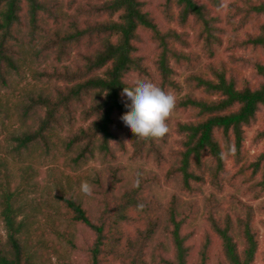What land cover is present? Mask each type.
I'll list each match as a JSON object with an SVG mask.
<instances>
[{
    "label": "trees",
    "instance_id": "16d2710c",
    "mask_svg": "<svg viewBox=\"0 0 264 264\" xmlns=\"http://www.w3.org/2000/svg\"><path fill=\"white\" fill-rule=\"evenodd\" d=\"M168 1L180 6V23L194 15L203 25L198 38L213 55L218 34L206 6ZM243 11L260 16L264 1ZM260 26L248 41L264 49V22ZM140 30L159 46L160 87L182 91L171 62L190 58L176 43L188 41L175 30L162 31L144 0H0V122L11 140L0 155V264H53L45 248L61 252L54 234L77 249L72 226L62 231L61 218L94 233L84 264H210L213 253L216 264H255L264 204L243 201L239 188L245 185L240 193L254 200L264 193V127L257 132L262 151L251 162L243 156L244 128L264 106V81L238 87L226 68L207 65L187 77L188 92L177 99L175 111L185 115L175 124L179 146L171 132L161 140L138 139L120 117L130 103L121 95L134 84L129 76L137 71L148 81L136 54ZM252 62L264 78V59ZM16 93L19 100L11 101ZM127 140L135 162L145 164L122 162ZM98 156L100 167L83 168ZM43 157L62 158L70 170L55 178L54 232L32 228L31 202L24 200L40 187ZM82 181L93 186L91 196L81 192ZM228 185L235 188L230 195Z\"/></svg>",
    "mask_w": 264,
    "mask_h": 264
},
{
    "label": "rangeland",
    "instance_id": "374dc122",
    "mask_svg": "<svg viewBox=\"0 0 264 264\" xmlns=\"http://www.w3.org/2000/svg\"><path fill=\"white\" fill-rule=\"evenodd\" d=\"M144 1L146 2V11L149 12L162 31L170 29L175 30L180 34H183V39L188 41V44L185 46H183V43L180 41H176V43L179 49L190 53V58L183 63L171 62V65L175 70L173 77L182 85V91L180 92H175L176 89L170 87L171 93H173L177 99L188 92L187 85L185 84L187 77L195 73H203L201 71L208 70L207 65H211L218 70L226 68L227 77L229 79H235L238 87L251 86L254 88L262 84L264 78L258 75L256 65L252 61L254 59H257L258 61L259 59H264V49L254 46L249 43L248 40L250 37H254L260 33V25L264 22V14H261L260 16L251 14L247 16L246 11L243 10L247 8L251 2L255 4L264 0H221L220 5L218 6L212 5L208 0H196L200 5L206 6V9L209 12V17L212 18L211 23L215 26L213 31L218 34V40L213 44L215 50L213 55H210L202 45L204 40L198 38V33L203 25L194 15H191L187 24H182L177 19V15L181 12V8L175 2L171 3L168 0ZM26 29L27 28L25 27V30ZM140 34L141 40L139 41V47L136 54L140 56L142 65L148 70V81H151L160 87V84L164 79L158 68L160 56L159 46L157 42L152 39L149 32L140 30ZM137 79H144V76L137 71H133L129 76V80L134 82ZM27 80L28 79H25L24 82H27ZM13 90L14 89H11L9 91V93L11 92L10 97L14 95L12 94ZM4 91L5 90L2 92ZM198 92L199 91L195 93L197 94ZM198 95H201V93L199 92ZM16 96L17 93L11 101L17 102L19 99ZM12 110H14V108H12ZM182 117H185V115H181L179 112L175 111L169 122L170 132L174 135L176 146H179V143L181 142V134L176 131L175 124L178 120H181L180 118ZM263 127L264 106H262L257 112L253 123L244 128L243 156L248 162L255 159L263 149V141L257 137L258 130ZM62 134L65 135V131L62 132ZM217 134L221 141L224 142V134L221 131H217ZM127 142L129 144L127 151L120 155L122 162L130 167H138L145 164L143 159H139L135 162L132 157L133 148L130 146L129 140H127ZM10 144V132L8 128L3 127L0 122V155L5 152ZM43 158L37 163L39 169L37 182L40 187L37 192L31 193L27 197L25 196L24 200H28L29 198L31 202L29 203L31 206L29 214L35 218L32 222V228L34 229L36 226L46 227L49 231L54 232L53 225L49 222V219L57 217L56 210L57 206H59L55 199V195L59 194L55 178L62 177L61 171L66 170V172H70V170L64 166L62 158ZM229 161L230 160L227 162L229 163ZM149 165L150 164H147L146 167L149 168ZM100 166L101 161L98 156L83 168L93 171V168ZM229 166H231V164H229ZM55 168H57V170ZM207 188V192L212 189L211 187ZM245 188V185H243L242 188H239V197H241L243 201L248 202L249 204L251 203L255 208L262 203L264 204V193L259 199L254 200L249 194L240 193L246 192ZM234 190L235 188L228 185L225 193L230 195ZM200 199L203 202L202 196ZM262 219H264V213H260L257 219V225L261 229V241L255 264H264V226L260 222ZM61 220L62 222H60L59 225L62 231L65 232L67 227L72 226V232L74 233L73 238L77 244V249L73 250L72 247L70 248L65 237H62L60 240L57 235L54 234V240L61 245L62 249L60 252L46 246L45 251L48 253L50 261L53 264H68L70 259H76V264H84L86 258L84 246L87 243L92 242L94 233L84 226L75 227L72 224L70 225L64 218H61ZM0 226V229H2V224ZM199 236L200 232L196 234L193 241L198 240ZM69 249L71 250L70 253L67 251ZM211 257L212 260L210 264H216V254L213 253ZM191 258L195 259L196 256L192 255Z\"/></svg>",
    "mask_w": 264,
    "mask_h": 264
},
{
    "label": "clouds",
    "instance_id": "9594fccd",
    "mask_svg": "<svg viewBox=\"0 0 264 264\" xmlns=\"http://www.w3.org/2000/svg\"><path fill=\"white\" fill-rule=\"evenodd\" d=\"M121 95L126 96L130 103H125L128 111L120 119L138 139L161 140L169 134L168 121L177 104V97L173 93L151 81L137 79L132 87H124ZM136 186H139V179ZM80 190L87 196L93 194V186L88 181H82ZM138 207L143 208V205Z\"/></svg>",
    "mask_w": 264,
    "mask_h": 264
}]
</instances>
